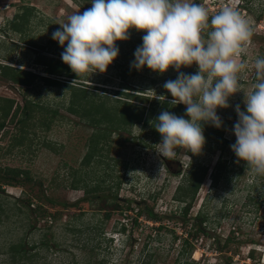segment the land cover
<instances>
[{"label":"rangeland","instance_id":"obj_1","mask_svg":"<svg viewBox=\"0 0 264 264\" xmlns=\"http://www.w3.org/2000/svg\"><path fill=\"white\" fill-rule=\"evenodd\" d=\"M90 2L0 0V63L48 75L45 64L37 63L36 59L40 57L45 62L51 58L61 59L64 48L52 39L53 31L60 27V23L67 22L73 13H82L91 8ZM196 2L207 7L210 16L224 4L236 7L252 27L253 35L247 54L241 57L248 67L241 74L240 89L229 97V107L216 110L219 118L228 120L230 124L226 133L230 139L227 145L229 172L215 188L208 174L197 194L190 213L195 215L201 200L205 199L208 202L209 227L206 234L200 233L197 240H193L195 249L189 262L264 264V177L254 175L248 168L240 174L239 168L243 164L234 159L230 148L236 139L233 134V125L238 119L234 116L235 108L239 105L242 111L245 110V94L251 91L254 83V60L264 57V0ZM25 6L33 7L29 21L25 22L22 31L11 30L10 21L16 14L20 15ZM143 35L142 31L131 29L127 40L117 41L118 56L104 73H86L80 80L57 77L109 92L121 86L133 85L146 89L152 96L170 94L163 84L176 79V70L169 68L167 72L158 74L146 66L139 71L130 67L135 49L142 44ZM180 71L193 74L197 66L182 67ZM99 92L102 93L101 90ZM1 96L15 98L21 103L27 96L58 107L62 115L69 118L54 122L47 132L41 131L38 124L24 127L30 138L37 136L32 140L33 152L23 147L26 144L17 145L15 151L10 150L13 148V136L24 129L22 125L12 123L10 116L5 120L4 129L0 130V165L27 169L33 178L32 182L24 185H3L0 189V211L4 219L0 223V264H14L8 246L21 238L27 241V248H31L34 243L40 244L41 239L49 240L50 248H36L38 256L27 264H96L97 260L104 257L109 264H139L144 249V254L147 251L152 253V257H148L151 264H186L181 251L189 226L168 218L175 215L173 211H178L174 194L190 159L185 149L172 159L163 157L158 152L160 143L149 146L141 134V128L136 126L131 133L123 131L121 136L112 135L111 141L104 148L101 146L100 152L89 165L82 167L81 160L87 151L93 128L86 118L66 110L69 99L66 88L48 85L38 78L33 84L22 86L0 73ZM3 104L1 100L0 107ZM43 139H49L54 148L40 147L39 142ZM218 154H205L200 159L209 162L212 168ZM75 179L76 184L84 179L89 190L84 186H72ZM119 181L118 195L122 209L115 208L111 200ZM34 182L42 183V187ZM46 196L61 204H68L50 207L44 200ZM26 198L32 200L31 209L24 205ZM86 198L92 200L87 201ZM78 201L80 203L73 206ZM135 201H145L155 212L165 215L163 223L166 227L158 232L154 230L158 223L144 215H137L135 209L141 206H137ZM39 204L50 208V213L59 210L58 218L39 216L33 210ZM105 211L111 213L108 220H103ZM70 224H77L81 231H69L67 225ZM122 225L125 231L121 229ZM229 236L232 239L227 241ZM250 249L254 251L253 257L249 254Z\"/></svg>","mask_w":264,"mask_h":264},{"label":"clouds","instance_id":"obj_2","mask_svg":"<svg viewBox=\"0 0 264 264\" xmlns=\"http://www.w3.org/2000/svg\"><path fill=\"white\" fill-rule=\"evenodd\" d=\"M90 3L91 8L73 13L52 33V39L64 48L62 62L77 77L104 73L118 56L116 42L127 40L131 29L142 31V44L135 49L130 67L139 71L146 66L158 74L176 70V79L167 80L163 88L172 97L170 105L186 106L187 119L169 111L157 117L158 152L168 159L176 156L177 149L199 154L205 144L202 124L220 128L216 110L229 107V97L240 89L241 74L248 67L241 57L247 54L253 35L248 21L230 4L210 16L196 0ZM193 64L195 73L180 71ZM253 68L254 83L245 94V110L235 108L236 139L230 148L237 162H246L254 175L264 176V57H257Z\"/></svg>","mask_w":264,"mask_h":264},{"label":"trees","instance_id":"obj_3","mask_svg":"<svg viewBox=\"0 0 264 264\" xmlns=\"http://www.w3.org/2000/svg\"><path fill=\"white\" fill-rule=\"evenodd\" d=\"M32 10L33 7L25 6L24 11H22L20 15L16 14L10 21L9 28L16 32L22 31L25 22L29 21V16L31 15ZM18 18L19 20H17ZM36 62L45 64V71L48 75H40L30 70L12 66L9 63H0V73L3 77L22 86L33 84L38 78L48 85L66 88L69 95L66 110L80 118H86L90 126L93 128L87 151L81 160L82 167L89 165V162H91L95 155L100 152L101 146L104 148L111 141L112 135L117 134L118 136H121L123 131L131 133L134 127L139 126L142 130V136L148 141L147 144L149 146H154L161 142V135L156 131L155 123L157 117L162 111H169L177 116H185L186 106L183 104H177L175 106L170 105L169 101L172 99L170 94L165 95L159 93L152 96L146 91V89L138 88L133 85L121 86L110 92L106 89H99L98 87L91 89L84 84H76L59 79L57 76L75 78L77 80L82 79V76L77 77V75L71 71L69 66L63 63L59 58H51L45 62L38 57ZM99 90H101L102 93H100ZM161 96L165 97V99ZM1 100L4 101V104L3 107H0V118L1 120L3 118V120L0 121V130L4 129L5 120L9 116L12 123L20 124L23 128L27 125L38 124V126L41 127V131L44 132H47L52 128L54 122L59 119L69 118L67 115H62L58 107L40 103L27 96L24 97L22 103L17 102L15 98L12 97L1 96L0 101ZM240 109L242 111L243 108ZM234 116L237 118L236 112L234 113ZM185 118L187 119V116H185ZM220 120L222 122L220 128L214 127L211 123L202 124L205 144L199 154L194 155L191 152H187L185 149V153L190 156V159L187 171L183 174L182 181L177 186L174 194V200L178 203V211H173L172 213L175 215L168 216V218H174L176 221H180L182 225L189 226V229L186 230L187 235L183 238L181 251L186 264H191L189 259L195 249L193 240H197L198 234L200 233L206 234L209 227L208 202L205 199H203V202L195 215L190 213L191 208H193L196 202L197 194L208 174L210 175L211 185L215 188L224 181L229 172L227 166L229 160L227 156V145L230 144V139L227 137L226 133L230 124L226 119L220 118ZM26 132L29 135L28 130L24 128L20 130L19 134L13 136L14 142H11V146L13 147L10 149L11 151H15L17 145L26 144L27 146L23 145V147H27L33 152L32 140L37 138V136L35 135L30 138ZM39 137H41V135ZM27 139L28 141H26ZM39 145L40 147L54 148L49 139H43L42 142H39ZM183 151L184 149H177V154ZM218 152L219 154L212 168L209 162L200 159V157L205 156V154L216 155ZM232 155L234 156V159L237 160L235 154L232 153ZM240 164H243L239 168V173L241 174L243 170L247 168V165L244 161H241ZM210 168L211 172L209 173ZM32 180L33 178L30 175V171L27 169L12 167L9 165H0V189H2L3 185L20 186L29 181L32 182ZM37 185L42 187V183H37ZM71 185L74 187L84 186L88 189L84 179H80L78 184H76L75 179L72 181ZM120 185L121 181L118 182L115 195L111 199L117 209L123 208L120 204L119 200L121 199L118 195ZM98 186L100 185H96V187ZM43 197H45V195H43ZM25 200L26 204L24 205L31 209V204H33L31 198H26ZM44 200L50 204V207H59L62 206V204L66 206L68 204H61L47 196ZM85 200L91 201L92 199L86 198ZM79 203V201L75 202L73 203V206ZM135 203H137V206H141L140 208L135 209L137 215H144L152 222L158 223L157 227H154V230H157L158 232L160 229L166 227L163 223L164 218L166 217L165 215L155 212L153 207L145 201H142L144 206H142L141 202L135 201ZM49 209L50 208L43 206V204H39L36 205L33 210H35L39 216H53L57 219V212L60 211L57 210L56 213H50ZM110 215V211H105L103 220H108ZM3 221L4 219L1 210L0 223ZM67 226L69 231H81V227L77 224H70ZM121 229L123 231L126 230L124 225H122ZM192 231H195V233H190ZM231 239V236L227 237V241ZM27 245L28 243L25 241V238L10 243L8 249L12 263L27 264L38 256L39 252L36 251V248H50L49 240L47 241L45 239H41L40 244H32L31 248H27ZM32 249H35V251L32 252ZM144 251L145 249L143 250L141 258H139V264H151V260L148 257H152V253L147 251L149 253L145 252L144 254ZM249 254L253 257V249H250ZM192 263L196 264L194 260H192ZM96 264H109V262L104 257L97 260Z\"/></svg>","mask_w":264,"mask_h":264},{"label":"water","instance_id":"obj_4","mask_svg":"<svg viewBox=\"0 0 264 264\" xmlns=\"http://www.w3.org/2000/svg\"><path fill=\"white\" fill-rule=\"evenodd\" d=\"M169 166H170V164H169Z\"/></svg>","mask_w":264,"mask_h":264},{"label":"bare ground","instance_id":"obj_5","mask_svg":"<svg viewBox=\"0 0 264 264\" xmlns=\"http://www.w3.org/2000/svg\"><path fill=\"white\" fill-rule=\"evenodd\" d=\"M197 253V252H196Z\"/></svg>","mask_w":264,"mask_h":264}]
</instances>
